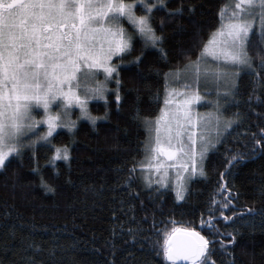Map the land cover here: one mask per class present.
I'll list each match as a JSON object with an SVG mask.
<instances>
[{"label":"trees","instance_id":"trees-1","mask_svg":"<svg viewBox=\"0 0 264 264\" xmlns=\"http://www.w3.org/2000/svg\"><path fill=\"white\" fill-rule=\"evenodd\" d=\"M231 1L165 0L167 8L154 12L153 25L160 34L163 21L161 47L167 56L137 42L132 55L113 59L121 69L119 108L110 94L108 108L103 100L91 99V114L102 117L107 111V119L97 120L95 127L79 119L75 134L67 129L54 134L53 143L67 145L72 159L56 161L53 167L48 163L52 151L37 144L0 172L2 264H27L30 257L36 264H171L162 245L173 227L195 229L210 241L216 239L212 235L216 229L202 224L208 219L211 200L232 196L241 208L264 209V154L245 156L234 168L226 166L232 155L247 152L255 143L253 136L259 138L264 128V84L245 72L237 78L238 93L229 95L221 109V117L232 121V127L207 153L205 175L189 181L185 200L177 201L171 186L157 191L160 186L146 185L139 171L128 183L129 170L144 159L149 142L142 120L157 117L164 104L168 86L164 74L182 67L189 58L196 59L221 23V8ZM182 5V15H167ZM190 6L194 11H189ZM137 14H143L139 8ZM125 27L131 31L127 22ZM258 33L255 27L249 46L256 71L264 48ZM142 50L145 59L137 72L129 61ZM108 89H116L114 81L108 82ZM227 171L231 175L221 180L220 173ZM42 176L54 191L41 185ZM218 183H226L231 191L221 196ZM237 227L239 234L228 254L218 244H210L217 264H264L262 218H249ZM216 228L232 231V225L222 219L216 220Z\"/></svg>","mask_w":264,"mask_h":264},{"label":"snow or ice","instance_id":"snow-or-ice-1","mask_svg":"<svg viewBox=\"0 0 264 264\" xmlns=\"http://www.w3.org/2000/svg\"><path fill=\"white\" fill-rule=\"evenodd\" d=\"M138 8L143 14H137ZM166 8L165 0H0V172H6L26 149L33 150L37 144L52 151L48 163L53 167L56 161L69 162L72 157L67 145L53 143L57 129H67L75 134L77 122L68 118L73 106L79 107L81 118L87 119L93 127L97 120L107 119V111L102 117L91 114L88 109L90 99L103 100L105 108H108L110 101L107 95L110 94L119 108L122 101L119 91L122 87L119 79L121 69L112 63L113 57L123 60L132 55L137 42H141L144 49L154 48L162 56H167L161 47L163 21L160 34L153 25L154 12ZM229 9L230 14L226 15ZM183 11L182 5L169 10L167 15H182ZM189 11H194V7L190 6ZM218 15L221 23L196 59L189 58L182 67L165 73L166 83L169 79L179 82L190 76L197 80L228 81L230 70L235 69L231 75L239 76L245 72L255 75L264 84V76H261L264 72V48L259 53L260 71L254 68V58L249 51L250 33L257 20L258 35L264 42V0H233L222 7ZM125 22L131 31L125 27ZM144 59L145 51L142 50L129 61V65L139 72ZM100 70L104 74L103 81L97 79ZM109 81L115 82V90L108 89ZM189 89L188 84L182 91L166 88L165 107L160 115L143 118L149 142L144 159L133 165L128 177L131 184L139 171L147 185L160 186L157 191L160 188L167 190V170L176 167L174 190L177 201L186 198V180L205 175L202 162L209 149L214 147L212 129L215 128L217 136L220 129L219 114L202 117L193 111L201 96L198 89ZM238 90V85L230 84L224 95H235ZM53 105L62 107L63 112L53 113ZM40 108L44 118L36 120L33 110ZM137 117H140L139 113ZM40 124L46 125L43 135L37 129ZM232 124V121H226L224 127L230 128ZM253 140L255 143L247 152L227 159L229 169L245 156L254 158L264 154V128L260 129L259 138L254 135ZM175 161L181 162L169 163ZM33 171L37 172L38 168ZM181 172L189 175L185 177ZM225 175L230 176L231 172L220 173L221 180ZM41 185L47 191L55 190L43 176ZM217 188L221 196L226 190L231 191L226 183H218ZM235 199L229 196L210 201L208 219L202 220V224L216 229L212 232L216 237L214 240L210 241L195 229L173 227L171 232L165 233L162 245L165 259L171 264L180 260L190 264H217L210 244H218L228 254L229 246L235 244L239 234L237 225L256 216H260L264 223V209L241 208L233 203ZM217 219H222L225 225L231 224L232 231L221 232L216 228ZM27 264H36V261L30 257Z\"/></svg>","mask_w":264,"mask_h":264},{"label":"rangeland","instance_id":"rangeland-1","mask_svg":"<svg viewBox=\"0 0 264 264\" xmlns=\"http://www.w3.org/2000/svg\"><path fill=\"white\" fill-rule=\"evenodd\" d=\"M231 2H233V0ZM230 11H231V9L228 10L226 15L230 14ZM255 27H259L258 20L254 24L253 29ZM114 58L115 57H113V59ZM113 59H112V63H113ZM208 60H209L210 66H211V64H212L211 58L209 57ZM232 71H236V70L235 69L230 70V79L228 81L214 82L212 80H204L203 78L197 80V79H195V77H192V76H190L187 79H183L182 78L179 82H173L171 79L168 80L167 88H169V89L175 88L178 91H182V90H184V85L188 84V85H190L189 91L196 90V89L199 90V94L201 96V100L197 104H195L193 106V111L194 112L199 113L202 117H206V116H209V115H211L212 117H215L217 114H219V116H220L219 135L218 136L216 135L215 128H213L212 129L213 144H215L220 139L222 133L226 130V128L224 127V124L228 120H226V119L223 120V118L221 117L222 116L221 115V109H222V106H223L224 102L229 98V95L225 96L224 93L229 90V85L230 84H236V81H237V78H238V76L231 75ZM97 79L100 80V81L104 80V74H103L102 70H100V72H99V74L97 76ZM107 87H108V84H107ZM88 104H89V102H88ZM164 107H165V105L163 104L162 109ZM172 107H175V105H173ZM52 111H53V113L63 112V108L62 107H56L55 105H53ZM160 113H159V115H160ZM33 116H34V118L36 120L43 119L44 118L43 109L42 108L34 109L33 110ZM68 118H70L71 120L76 121V122L79 119H83L80 116V109H79L78 106H73L71 108V111L69 113ZM37 129H38L40 135H43V133L47 130L46 129V125H43V124L38 125ZM149 138H150V136H149ZM195 147H196V150H198L199 144H197V146H195ZM206 155H205V158H206ZM205 158H204V160L202 162L203 168H204ZM180 162L181 161H175V162H169V163L179 164ZM181 174L184 175L185 177H187L189 175L188 173H183V172H181ZM142 175L143 174H141V176ZM196 176H198V175H196ZM194 177L195 176L191 177V179L194 178ZM155 178L156 177H154V179ZM167 179H168L169 186H171V187H173L175 189L176 181H177V168L176 167L168 168V170H167ZM191 179L186 180V188H187V185H188V183H189V181ZM153 185H155V184H153Z\"/></svg>","mask_w":264,"mask_h":264},{"label":"water","instance_id":"water-1","mask_svg":"<svg viewBox=\"0 0 264 264\" xmlns=\"http://www.w3.org/2000/svg\"><path fill=\"white\" fill-rule=\"evenodd\" d=\"M179 228H185V227H179ZM187 229H191V228H187ZM197 231V230H196ZM199 232V231H198ZM202 235V234H201ZM171 262V261H170ZM176 263L178 264H185V263H189L188 261H183V260H180V261H177Z\"/></svg>","mask_w":264,"mask_h":264}]
</instances>
